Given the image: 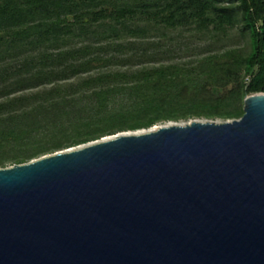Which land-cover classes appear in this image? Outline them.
<instances>
[{"label": "water", "instance_id": "obj_1", "mask_svg": "<svg viewBox=\"0 0 264 264\" xmlns=\"http://www.w3.org/2000/svg\"><path fill=\"white\" fill-rule=\"evenodd\" d=\"M0 264H264V91L0 167Z\"/></svg>", "mask_w": 264, "mask_h": 264}, {"label": "trees", "instance_id": "obj_2", "mask_svg": "<svg viewBox=\"0 0 264 264\" xmlns=\"http://www.w3.org/2000/svg\"><path fill=\"white\" fill-rule=\"evenodd\" d=\"M235 27L243 46L190 64L110 67L153 59L157 33ZM260 91L264 0H0V167L159 122L238 119Z\"/></svg>", "mask_w": 264, "mask_h": 264}, {"label": "rangeland", "instance_id": "obj_3", "mask_svg": "<svg viewBox=\"0 0 264 264\" xmlns=\"http://www.w3.org/2000/svg\"><path fill=\"white\" fill-rule=\"evenodd\" d=\"M148 40L150 41L155 40L159 42L158 44H150L149 46L148 52L156 53V56L155 57L153 56L154 57L153 59H148L147 61L143 63L132 62V63L123 64V65L113 63L110 65V67H113L115 69L126 70V69H136L137 67L141 65H159L161 63L183 62V63L190 64L194 61H197L198 59H200L201 57H203L204 55L210 52L224 51L229 48L243 46L246 43V38L243 36L241 29L238 27H235L229 30V32L226 35H218V36L216 35L214 37L213 36L211 37L208 35H198V34L186 31V30H182V31L168 32L166 36L165 35L163 36L160 33H157L156 36L149 37L148 39H144V42H147ZM140 43L141 42L138 41V44ZM128 53H132V50H129ZM30 91L31 90H26L25 92L29 93ZM20 93L16 95H19ZM3 99L4 97L0 98V101ZM196 119H205V118H196ZM216 120L223 121L222 119H216ZM170 122H176V121L159 122L153 127L166 125ZM184 122H187V121H181L179 123H184ZM122 132H130V131H122ZM108 136H105V137H108ZM44 155H47V154H42L40 156L34 157L30 159L29 161L40 158ZM11 165L12 164L10 163L7 164V166H11Z\"/></svg>", "mask_w": 264, "mask_h": 264}]
</instances>
